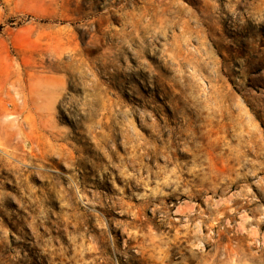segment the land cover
I'll use <instances>...</instances> for the list:
<instances>
[{
  "label": "rangeland",
  "instance_id": "1",
  "mask_svg": "<svg viewBox=\"0 0 264 264\" xmlns=\"http://www.w3.org/2000/svg\"><path fill=\"white\" fill-rule=\"evenodd\" d=\"M0 264H264V0H0Z\"/></svg>",
  "mask_w": 264,
  "mask_h": 264
}]
</instances>
